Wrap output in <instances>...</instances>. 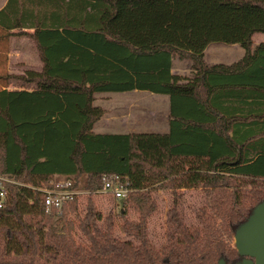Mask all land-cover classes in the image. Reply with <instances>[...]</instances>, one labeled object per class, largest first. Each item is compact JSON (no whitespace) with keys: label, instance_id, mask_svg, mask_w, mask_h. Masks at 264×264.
<instances>
[{"label":"trees","instance_id":"1","mask_svg":"<svg viewBox=\"0 0 264 264\" xmlns=\"http://www.w3.org/2000/svg\"><path fill=\"white\" fill-rule=\"evenodd\" d=\"M0 28L28 33L42 64L25 73L32 87L0 89V173L20 183L0 209V264L243 259L228 240L264 201V43L252 47L264 33V0H7ZM210 43L239 44L245 54L207 65ZM173 56L191 61L192 77L171 73ZM131 90L168 95L167 132L93 130L104 114L94 95ZM104 174L120 176L130 189L123 205L141 215L124 222L131 239L114 237L91 200L80 216L79 195L60 214L45 212L41 189L53 179L92 194ZM153 188L201 189L207 199L194 228L174 201L161 250L144 230ZM72 218L89 246L73 243Z\"/></svg>","mask_w":264,"mask_h":264},{"label":"rangeland","instance_id":"2","mask_svg":"<svg viewBox=\"0 0 264 264\" xmlns=\"http://www.w3.org/2000/svg\"><path fill=\"white\" fill-rule=\"evenodd\" d=\"M24 32V31H22ZM263 34H259L262 36ZM212 48L218 47L221 55L218 61L230 63L237 59L238 50L241 49L239 44L212 43ZM8 51L11 52L12 58L10 65L5 67L4 71H0V89L8 87L9 89L30 88L32 85L26 81L27 69L41 70V60L38 50L27 34L11 35L8 43ZM219 52V53H220ZM209 59V58H208ZM190 61V60H189ZM191 62V61H190ZM190 64V63H189ZM175 69H179L177 66ZM3 70V69H1ZM96 104L104 105L105 109L115 115L122 111L123 115L118 118H102L97 125L95 131L114 132V131H130L133 133H149L161 132L168 126V113L164 108L163 102H156L150 94L132 93L126 95L97 94ZM157 110L154 116L152 110ZM125 114V116H124ZM158 118V119H156ZM165 124V126H164ZM112 125L111 130L103 129L100 126ZM46 189V188H44ZM205 193L201 189H179L174 195L170 191L162 189H152L150 191V200L155 203V209L145 218L144 230L146 239L156 249L161 250L166 245V225L167 211L173 207L174 201L178 211L182 217L183 223L189 228L200 227L198 216L201 208L207 202ZM88 200H91L96 209L101 212L103 219L111 218L112 233L118 239H131L123 232L124 222H140V213L130 204L123 205L124 199H116L110 192L105 193H87L81 192L79 195V214L83 216L86 211ZM60 214V213H57ZM54 219H56L54 217ZM103 220L99 223L103 224ZM73 228L71 236L75 245L89 246L90 242L84 236L79 228V222L76 218H72ZM64 223H59L57 230H66ZM225 239L227 237L225 236ZM229 245L234 248V238L228 240ZM236 250V249H235Z\"/></svg>","mask_w":264,"mask_h":264},{"label":"crops","instance_id":"3","mask_svg":"<svg viewBox=\"0 0 264 264\" xmlns=\"http://www.w3.org/2000/svg\"><path fill=\"white\" fill-rule=\"evenodd\" d=\"M6 2H7V0H0V9L5 6ZM23 31L31 32L32 30L31 29H25ZM14 32H17V30L13 29V30L7 31V30H4V29L0 28V71H4L5 70L4 68L8 67L10 65V60L12 58V54H11L10 51H8V43H9V39L11 38V33H14ZM259 34H263V35L259 36ZM260 43H264V33H255V34H253V36H252V47H254V46H256V45H258ZM211 45H212V43H210L205 48V50L203 52V59H204V62L207 65H212V64H217V63L231 64L233 62H236V61L240 60L245 54V50L240 46L241 49L238 50V53H237L238 57H237L236 60H234V61H232L230 63L216 62V61H218V59H217L218 56H223V55H221V52L218 50V47L212 48ZM191 64L192 63L189 61V59H186V58L180 59L177 56H173V58H172V66H171V73L175 74V75H178V76H181V77L190 78V77H192ZM176 66L179 69L176 70L175 69ZM1 69H3V70H1ZM27 70H34V69H27ZM3 88L9 89L8 87H2L1 89H3ZM116 93H118V95H126V94H132V93L150 94V95H152V97H154V100L156 102H159V103H160V101L163 102V105H164V108L166 110V113L169 114V97H168V95H165V94L153 93V92H150V91H147V90H131V91H124V92H100V93H96L95 95H97V94L114 95ZM94 105L100 106L104 110L103 116L93 126V130L94 131L96 130L97 125H98V123L100 122V120L102 118L106 117L105 119H108V118L114 119V118H118V116H122L123 115L122 111L119 112L116 115L114 113H110L109 114V112L105 109L104 105L96 104V98L94 100ZM150 112H153V114L155 116L157 110L153 109ZM124 116H125V114H124ZM156 119H158V118H156ZM102 126H100V127H102ZM111 126L112 125H108V126L104 125L102 128L111 130V128H108V127H111ZM164 126H165V124H164ZM167 131H168V126H167V128L164 131L153 132V133H165ZM95 132H97V133H105V134H107V133H109V134L133 133V132H130V131H127V132H124V131L123 132L122 131L106 132V130H104V131L99 130V131H95ZM139 133H142V132H139Z\"/></svg>","mask_w":264,"mask_h":264},{"label":"built area","instance_id":"4","mask_svg":"<svg viewBox=\"0 0 264 264\" xmlns=\"http://www.w3.org/2000/svg\"><path fill=\"white\" fill-rule=\"evenodd\" d=\"M103 188L99 193L110 192L116 199H125L130 193L117 174H104L102 176ZM20 183L11 175L0 173V209L5 208L10 200L13 187ZM68 180L53 179L50 188L41 189L43 192V202L45 212L61 213L64 204L73 199L75 195H80L82 191L69 189ZM97 192V193H98Z\"/></svg>","mask_w":264,"mask_h":264},{"label":"water","instance_id":"5","mask_svg":"<svg viewBox=\"0 0 264 264\" xmlns=\"http://www.w3.org/2000/svg\"><path fill=\"white\" fill-rule=\"evenodd\" d=\"M234 247L243 259L234 264H264V201L235 231ZM218 264H225L220 260Z\"/></svg>","mask_w":264,"mask_h":264}]
</instances>
